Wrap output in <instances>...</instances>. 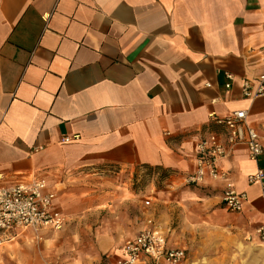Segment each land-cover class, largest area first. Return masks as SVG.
I'll list each match as a JSON object with an SVG mask.
<instances>
[{"label":"crops","instance_id":"obj_1","mask_svg":"<svg viewBox=\"0 0 264 264\" xmlns=\"http://www.w3.org/2000/svg\"><path fill=\"white\" fill-rule=\"evenodd\" d=\"M262 45L264 0H0V186L44 180L65 215L94 170L161 172L169 190L154 211L182 225L150 221L169 247L180 248L165 231L205 229L237 264H264V201L247 181L264 153L230 148L224 177L184 180L197 143L223 133L211 114L246 111L264 146V97L240 88L264 75ZM229 187L246 198L240 213L222 204ZM144 223L98 264H116Z\"/></svg>","mask_w":264,"mask_h":264},{"label":"rangeland","instance_id":"obj_2","mask_svg":"<svg viewBox=\"0 0 264 264\" xmlns=\"http://www.w3.org/2000/svg\"><path fill=\"white\" fill-rule=\"evenodd\" d=\"M91 174L81 181L82 193L67 203L66 224L61 230L27 233L0 246V264H98L105 260L103 254L133 237L145 221L148 225L150 213L160 229L162 223L182 225L164 214L157 218L154 211L162 192L169 190L164 184V173L103 168ZM122 194L124 204L119 201ZM165 234L172 245L185 250L183 264H237L235 252L230 257L228 241L217 240L216 234L205 229H191L184 234L179 228ZM100 244L110 249L100 251Z\"/></svg>","mask_w":264,"mask_h":264},{"label":"built area","instance_id":"obj_3","mask_svg":"<svg viewBox=\"0 0 264 264\" xmlns=\"http://www.w3.org/2000/svg\"><path fill=\"white\" fill-rule=\"evenodd\" d=\"M258 52L264 65V45ZM225 77L233 81L232 75L225 74ZM240 88L245 99L264 97V75L259 78L257 86L242 80ZM210 118L223 129V133H212L197 143L195 169L184 178L188 185L201 186L224 177L220 164L230 148L245 146L252 160L264 153L258 134L247 122L246 111H235L225 117L211 114ZM76 139L63 138L61 143ZM247 181L259 186L264 201V171L257 170L247 177ZM55 199L56 191L50 190L44 180L0 186V246L14 242L27 233L61 230L66 224V217L55 207ZM245 201L243 194L230 187L222 194L224 208L234 214L242 212ZM146 205H149L148 201ZM258 234L264 240V229L258 230ZM185 259V250L169 247L166 236L149 221L134 239L124 242L122 256L116 264H183Z\"/></svg>","mask_w":264,"mask_h":264}]
</instances>
